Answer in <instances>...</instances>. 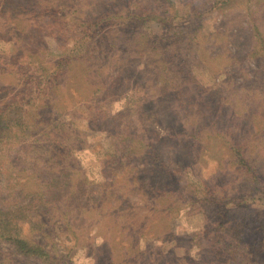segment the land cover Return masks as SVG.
<instances>
[{
    "label": "rangeland",
    "instance_id": "1",
    "mask_svg": "<svg viewBox=\"0 0 264 264\" xmlns=\"http://www.w3.org/2000/svg\"><path fill=\"white\" fill-rule=\"evenodd\" d=\"M31 160L73 172L23 224L55 257L0 264H264V0H0L8 202Z\"/></svg>",
    "mask_w": 264,
    "mask_h": 264
},
{
    "label": "trees",
    "instance_id": "2",
    "mask_svg": "<svg viewBox=\"0 0 264 264\" xmlns=\"http://www.w3.org/2000/svg\"><path fill=\"white\" fill-rule=\"evenodd\" d=\"M28 104L30 103L28 102ZM1 118L7 122L5 123L6 127L15 128L17 125L22 131H29L33 129L31 126L35 127L42 123L39 121V118H31V116H23L19 118V120L11 118V113L10 116L4 115V117ZM44 133L48 134L49 131ZM124 139L128 140L129 138ZM131 139H134V137ZM55 143H57V140L50 141L49 145L35 146V148L39 150L44 147V149L47 148V150H49ZM28 164L29 165L23 169L25 174L22 175V170H20L19 176L24 179L23 182L26 184L24 187L33 186L32 184H36L37 187L28 192L22 189L18 195L20 199L10 202L6 200L9 196L8 194H5L6 198L0 196V238L12 243L14 251L22 257L53 262L55 256L51 253V250H47L44 245L38 241L32 240L25 234L23 231V224L28 222L31 227L32 224L35 225L34 221L37 218L36 216H38L42 209H49L51 205L55 206L57 201H60L62 197H65V195L69 193L71 188V175L73 172H71V168L66 162L64 163V161L54 170L52 168L50 169L49 166L40 167L34 163V160H31ZM41 173H47L49 177H43ZM9 176L12 178L14 177L11 181H15L16 184V176H12L11 174ZM4 178L5 176L3 174V180L0 178L1 183L4 181ZM37 178H39L41 182ZM6 185L10 186L12 184ZM70 195L75 196L76 194Z\"/></svg>",
    "mask_w": 264,
    "mask_h": 264
}]
</instances>
